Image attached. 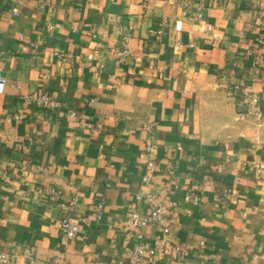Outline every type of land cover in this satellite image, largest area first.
Listing matches in <instances>:
<instances>
[{
	"label": "crops",
	"instance_id": "crops-1",
	"mask_svg": "<svg viewBox=\"0 0 264 264\" xmlns=\"http://www.w3.org/2000/svg\"><path fill=\"white\" fill-rule=\"evenodd\" d=\"M0 67L8 264H134L139 192L175 204L143 264H264V0H0Z\"/></svg>",
	"mask_w": 264,
	"mask_h": 264
},
{
	"label": "built area",
	"instance_id": "built-area-1",
	"mask_svg": "<svg viewBox=\"0 0 264 264\" xmlns=\"http://www.w3.org/2000/svg\"><path fill=\"white\" fill-rule=\"evenodd\" d=\"M14 12H18V8L14 9ZM123 54L127 55L128 51L124 50ZM2 68L0 67V93H2L6 86V79L3 76ZM243 95L246 99L250 97V91L248 89H243ZM35 102L41 106H44L49 109L58 108L60 106L59 101L48 93H40L34 98ZM257 102V99L253 100ZM252 111H250L251 113ZM261 119L264 121V111L258 113ZM21 118V116L19 117ZM154 146L148 147V151L152 152ZM148 172L143 177L144 183H149L152 180L151 171L154 168V162L149 161ZM258 172L262 173V169L258 167ZM55 190H51L52 194H55ZM225 196H231V190H227ZM201 195L197 193H190L186 197L187 202H191L195 205L201 203ZM137 202H144L148 208L147 212H141L137 209H132L126 216V226L129 231L137 239L136 244L134 245L131 251V259L134 264H143L144 256L149 251L150 246L144 240L143 230L150 227H162L165 234L171 232L170 218L172 217L175 209V204L173 201L166 199L162 192H139L136 195ZM102 205L98 207V214L102 212ZM61 228L64 233L65 240H71L77 238L80 232V225L74 222L69 215H63L61 219ZM162 250H166V240H162L161 243ZM177 249L185 253L186 249L184 246H178ZM27 255H31V251L27 250ZM12 260V255L9 252L0 251V263L8 264Z\"/></svg>",
	"mask_w": 264,
	"mask_h": 264
}]
</instances>
